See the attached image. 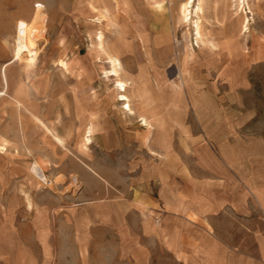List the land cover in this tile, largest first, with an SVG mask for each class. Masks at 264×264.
<instances>
[{
    "label": "rangeland",
    "instance_id": "374dc122",
    "mask_svg": "<svg viewBox=\"0 0 264 264\" xmlns=\"http://www.w3.org/2000/svg\"><path fill=\"white\" fill-rule=\"evenodd\" d=\"M112 1L110 21L94 0H0V264H221L231 247H251L247 230H264L255 195L222 190L221 211L208 221L225 245L207 239L205 249L182 254L176 223L163 215L155 228L150 210L172 193L197 198V149L239 154L246 170L235 183L264 186V0H248L246 32L239 0H205L200 19L195 0L187 21V0H163V9ZM20 22L40 36L33 65L13 62ZM101 32L123 80H147L146 104L127 93L135 116L107 78ZM171 102L175 118L166 120ZM202 134L219 140L197 143ZM35 161H44L47 182L31 171Z\"/></svg>",
    "mask_w": 264,
    "mask_h": 264
},
{
    "label": "crops",
    "instance_id": "0c3cea01",
    "mask_svg": "<svg viewBox=\"0 0 264 264\" xmlns=\"http://www.w3.org/2000/svg\"><path fill=\"white\" fill-rule=\"evenodd\" d=\"M125 1H126V5H129V0H125ZM153 1H158V0H146V2L149 5H151L152 8H158L153 3ZM6 65L7 64L3 65V67H5ZM133 81L136 84L135 93L137 90H140L142 93L138 96V98L144 104H146L150 100V97H148L149 96L148 93L144 89V85L147 82V80L143 79L142 81H137V80H133ZM135 93H134V97H135ZM0 94H5V93L2 91ZM131 99L133 98L131 97ZM185 108L186 107L182 106L181 111L183 112ZM121 109L124 110L122 107ZM162 112H164L166 120H173L175 118V115H173L175 112L174 103L173 102H171V104L168 103L164 107V110ZM125 113L127 112L125 111ZM136 114L137 113H135V115ZM140 118L142 119L144 118V116H141ZM181 125L185 126L184 121L182 120H181ZM146 126L149 128V133H150L151 131L150 123L148 122ZM89 131H91V134L90 133L88 134ZM50 133L56 142H58L56 138L57 139L59 138L63 142V144L61 145L62 146L64 145V141L60 137L56 136L54 133L52 134L51 131ZM93 133L94 130L92 126V128L90 127L85 133L84 140L86 142V145H88V142H92L91 139ZM197 136L199 137V139H197L198 140L197 143L202 142L206 138L208 140H214V141L219 140L214 136L206 137L205 134L197 135ZM182 137L185 141H189L188 135L183 134ZM194 154H195L194 158H195L196 166L201 173L200 178H198L197 181L195 182L196 186L193 187L194 190L198 191L197 198H190L186 196L184 191H181L180 201L175 200L174 199L175 196L172 193L171 200L170 198L169 199L167 198L165 204L161 205L159 202H156L159 203L158 206L154 205L150 207L151 213H153V218H154L152 219V223L156 224L155 228L157 227L158 223L161 221L160 217L163 215H165L166 220L168 218H171L172 222L174 221L173 223H176L175 224L176 228L175 229L173 228L175 235L172 236H176V239L179 238L178 248H180L182 254L184 250L185 252L186 251L189 252L191 249H195L197 247H199L201 250L205 249L207 247L206 245L207 239L214 242L215 245L216 244L225 245V242H223L214 231L211 222L208 221L211 216H215L217 212L221 211L222 194H223L222 190L230 191V194L234 193L233 192L234 190L242 191L239 194L240 195L244 194L247 200L250 197L249 194H253L256 196L257 201L264 210V191H263L264 186L259 185V183L257 182L252 183L249 181H241L239 183H235V179H241L238 176V174L246 170V168L241 165L242 162L240 159H242L241 158L242 156H240L239 154L230 155L221 152L220 153L215 152L212 155V152L208 149H205L204 151H202L201 149H197L195 150ZM35 162L40 167H42L41 166L42 164H45L44 161H40V162L35 161ZM41 170L44 173L43 169ZM181 173L186 175L184 183H188L189 185L187 187L189 188L190 173L187 170V167L183 160L181 161ZM44 175L46 176L45 173ZM77 177L79 178V176ZM41 181L46 182L45 180H41ZM207 191L209 194L208 197H206ZM232 203L233 202H231L230 204ZM171 233L172 230L170 229V227L169 226L166 227V236L170 237ZM247 237L252 238L254 240V242H252L251 247L245 246L242 247L241 249H239L238 246L231 247L228 253L230 254V256L228 258H225L224 262L221 264H264V230L262 231H257L254 229L247 230Z\"/></svg>",
    "mask_w": 264,
    "mask_h": 264
},
{
    "label": "bare ground",
    "instance_id": "6f19581e",
    "mask_svg": "<svg viewBox=\"0 0 264 264\" xmlns=\"http://www.w3.org/2000/svg\"><path fill=\"white\" fill-rule=\"evenodd\" d=\"M94 1L97 4H101L102 9H100V8H98V9L101 10L100 12H102V17L107 18L111 21L110 14H109L110 12H112L111 14L113 15L114 18L117 17V15L115 14L116 9H115V6H114V3L112 0H106V1L105 0H94ZM124 1L125 0H122V2H124ZM163 2H164L163 0L153 1V3L158 7V9H163L162 8V6L164 5ZM194 3H195V0H187V2L181 6V16H182V19L184 21H187L188 16H190L191 9L194 7ZM238 3H239L238 8L241 12V15H239L238 21H241V20L243 21L242 26L246 32L248 30L247 29L248 25L246 23H248L249 19H248V13H245V10L246 9L250 10V5H249L248 0H239ZM204 4H205V0H199L198 7L195 10V14L198 15L199 19L201 18L200 17L201 13L203 14V12H204V6H205ZM94 8L97 10V8L95 6H94ZM249 13H251V11ZM35 28L36 27L29 25L25 22H20L18 24V28H17V32H16V40L14 42L15 46L13 48V60H14L13 62L19 61L20 64H27V65H33L34 64L36 57L38 56V52H37V50H38V43L37 42L38 41L37 40H39V37H40L39 33L36 31ZM196 31H197L198 39L200 41H202L203 40V34H202L201 23L199 22V20L196 22ZM97 36L98 37L96 38V46H97L98 50H100V52L106 56L107 62L111 66L110 70L108 72L105 71V73L108 74L107 78L114 77V84H115L114 87H116V90L119 92V94L117 96L118 102H120V103L123 102L121 104L122 108L127 113H129L130 115L135 116L136 112L131 107L132 99L127 93L131 89L134 90V93H135L136 84L133 80L132 81H124L123 80L122 75L124 73V69H123V65H122L120 59L118 58L117 53H115L116 51H114L112 49V47L106 46L105 37H104L102 32L99 33ZM213 46H215V45H213ZM188 55H191V54L189 51L186 50L185 57ZM8 64L9 63H7V65ZM6 66L3 67L4 77H6V69H5ZM60 66L63 67L62 69L65 68V69L69 70V63L67 61H63V60L60 61ZM173 86L179 87L177 84H174ZM141 93L142 92L140 90H137L135 93V96L138 97ZM141 120L144 121V126H146L148 124V120L146 117L142 118ZM89 133L91 134V131H89L88 134ZM56 140L60 144H63V142L59 138L58 139L56 138ZM87 142H88V140H87ZM89 143H91V142H88V144ZM4 147L5 146H3V148ZM2 150H4V149H2ZM31 171H33L38 176V178L40 177L41 180H45L46 182L49 180V179L47 180V177H46L47 175L46 176L44 175V173L42 172V170L40 169V167L38 166V164L36 162L33 165V170H31Z\"/></svg>",
    "mask_w": 264,
    "mask_h": 264
}]
</instances>
